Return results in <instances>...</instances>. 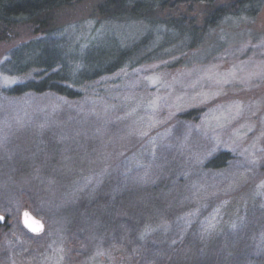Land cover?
I'll return each mask as SVG.
<instances>
[{"label":"rangeland","instance_id":"obj_1","mask_svg":"<svg viewBox=\"0 0 264 264\" xmlns=\"http://www.w3.org/2000/svg\"><path fill=\"white\" fill-rule=\"evenodd\" d=\"M103 1L62 10L55 36L19 27L0 41V155L37 169L47 157L58 170L79 162L81 190L121 173L133 196L123 204L143 218L135 230L121 220L119 233L99 223L71 233L62 211L42 217L10 201L16 210L0 211V264H264V0L254 16H227L193 45L188 30L159 21L201 29V1L131 0L148 7L147 21L101 18ZM136 46L133 60L103 73ZM55 58L61 75L103 74L72 87V100L8 92L42 69L15 72ZM213 156L226 160L205 168ZM23 209L44 222L41 234L24 229Z\"/></svg>","mask_w":264,"mask_h":264},{"label":"trees","instance_id":"obj_2","mask_svg":"<svg viewBox=\"0 0 264 264\" xmlns=\"http://www.w3.org/2000/svg\"><path fill=\"white\" fill-rule=\"evenodd\" d=\"M83 1L85 0H0V41L12 37L19 27L28 28L32 37L40 35L55 36L60 31L59 13ZM149 1L154 3L157 0ZM192 1L160 0L162 2L160 5L162 6L161 8H172ZM198 1L209 7V10L205 13L201 29H198L190 22L183 21L184 19L182 18L171 19L167 17L164 21H159L161 22L159 26H162L166 31L174 28L188 30L191 36H188V38H192V41H188V45H193L200 37L202 30L207 31V29L215 27L227 16H254L262 4V0H227L226 4H217V0ZM143 8L148 7L141 2L104 0L96 6L94 12L96 11L98 16L104 19L125 16L135 21L136 19L147 21L148 19L140 13ZM161 33L159 32L160 36ZM139 49V46L132 47V49L125 47L121 51L117 63L103 73L111 72L116 67L126 63L127 60H133L134 52ZM55 59L52 65L35 64L32 67L15 72L21 73L32 68L42 69L41 73L35 75V79L14 85L8 92L11 95L25 92H48L72 100L79 96V92L72 87L81 85L86 81H92L103 74L99 73L93 76L84 74L77 76L61 75L56 72L58 65L60 66L61 64V67H66L62 65L63 62L60 58ZM9 158L10 156L3 155L1 157L0 155V180L6 179L0 181V185L3 184L0 187V211H5L6 213L9 207L16 210L23 203H28L33 212L41 214L42 217L45 214L53 215L57 210L58 212L62 211L66 215L65 227L71 233L82 231V229H85L83 225L89 226V224L95 225L96 223L103 226L104 229L101 232L111 229L114 232H118V223L121 220L128 223L131 230H135V227H137L136 220L141 221V218H143L138 214L139 207L131 210V207L126 208L123 204L127 200H132L133 196L129 197V191L125 189V182L121 173L106 175L103 179H98L99 184L95 181L81 190L80 188L78 189V184L82 181L80 179L84 175L80 169V164H78L79 162L68 164L63 166L62 170H58L56 169L57 165L47 157V159L37 162V169L31 167L29 162H26V165L12 162V166L9 164ZM223 160H226V157L213 156L206 160L204 167L211 169L220 166L219 161ZM84 166H89L87 159H84ZM34 169L37 170L35 171ZM167 175L166 177H159L158 175L159 178L157 177L156 179L158 182L155 184H167L169 182V174ZM10 201L15 202L16 209L13 208L14 204L9 203ZM61 201L64 204H62V208H59V202ZM132 235L135 236V233L132 232Z\"/></svg>","mask_w":264,"mask_h":264},{"label":"water","instance_id":"obj_3","mask_svg":"<svg viewBox=\"0 0 264 264\" xmlns=\"http://www.w3.org/2000/svg\"><path fill=\"white\" fill-rule=\"evenodd\" d=\"M7 217L0 213V226L4 225ZM22 226L31 234L39 235L44 231V222L33 215L29 210L23 209L20 213Z\"/></svg>","mask_w":264,"mask_h":264}]
</instances>
